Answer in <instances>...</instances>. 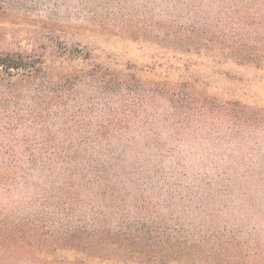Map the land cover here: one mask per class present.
<instances>
[{"label": "trees", "instance_id": "obj_1", "mask_svg": "<svg viewBox=\"0 0 264 264\" xmlns=\"http://www.w3.org/2000/svg\"><path fill=\"white\" fill-rule=\"evenodd\" d=\"M35 1L0 0V11ZM78 3L89 32L109 27L97 13L140 38L183 16L225 62L264 66V0L208 2L227 11L201 0ZM47 33L44 51L0 48V264H264V250L235 252L236 231L219 223L246 206L264 214L254 138L264 109L143 81L99 62L95 46ZM253 231L264 238V225Z\"/></svg>", "mask_w": 264, "mask_h": 264}, {"label": "rangeland", "instance_id": "obj_2", "mask_svg": "<svg viewBox=\"0 0 264 264\" xmlns=\"http://www.w3.org/2000/svg\"><path fill=\"white\" fill-rule=\"evenodd\" d=\"M79 1L37 0L35 2L38 3L27 5L22 9L9 12L1 10L0 36L10 32L12 39L0 48L16 50L26 48L27 44L31 43L36 45L39 51H44L42 48L48 44L44 36L50 31L53 40L57 36L65 38L72 49H80L76 48V44L95 46L97 51L94 55L99 58V62L115 65L116 71L123 70L124 67L129 68L131 73H135V76L143 81L160 83L164 78H168L166 79L168 82L187 85V89L203 94L212 101L233 100L249 107L264 109V66L262 65L259 70L257 65L246 67L235 65L231 61L225 62L224 55L212 49L214 41L206 44L201 41V37L204 38L202 35L192 34L191 25L183 24V16L177 19L178 27L158 29L151 36L146 33L140 38L139 32L125 33V30L119 28L118 19L117 25L111 27L113 24L111 14L97 13V21L101 19V22L109 27L106 32L96 34L83 28L80 21L85 15V10L81 9ZM201 1L206 3V11L230 9L228 5L212 6L208 4L210 0ZM224 1L229 2V0ZM174 33H176L174 37L166 38V35ZM179 36L181 39H178ZM212 36L215 35H210ZM217 41H220L219 38ZM77 54L75 52V55ZM67 72L68 70L65 71ZM254 138L258 145L264 148V130ZM207 143L210 150L213 146L215 150L221 151L220 146L215 147L214 142L208 140ZM187 150L184 147V151ZM257 154L263 156L264 149H260V154ZM195 155L198 158L200 153ZM255 210L264 225L263 209L258 207ZM255 210L246 206L235 215L230 213L220 219L219 223L229 224L236 231L235 246H240L234 249L235 252L243 250V246L252 254L255 250H264V238L260 237L259 232L253 231L257 226L263 227L257 223L258 219H255Z\"/></svg>", "mask_w": 264, "mask_h": 264}]
</instances>
